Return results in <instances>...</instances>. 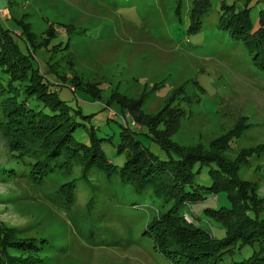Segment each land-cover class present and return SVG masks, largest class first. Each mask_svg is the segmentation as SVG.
I'll use <instances>...</instances> for the list:
<instances>
[{
    "label": "rangeland",
    "instance_id": "1",
    "mask_svg": "<svg viewBox=\"0 0 264 264\" xmlns=\"http://www.w3.org/2000/svg\"><path fill=\"white\" fill-rule=\"evenodd\" d=\"M8 1L0 9L5 20L0 18L11 31L15 26L7 18L8 10L10 17L22 19L29 26L37 45H43L42 36L49 27L55 28L51 44L60 42L62 48L37 47L35 51L42 71L48 61L58 73L76 76L80 87L97 83L103 88L100 98L95 99L78 89L73 91L67 83L55 80L57 85L53 87L72 111L80 112L75 115L80 125L74 137L83 143L90 142L93 132L104 138L105 156L117 170L127 157L118 148L132 140L140 141L160 159H167L165 151L150 138L151 132L140 128L134 115H154L173 92L171 105L177 115L171 111L168 118L173 124L169 137L176 144L208 149L211 140L229 132L242 118L246 129L231 140L225 157L233 160L241 149L264 145V73L253 64L252 55L241 42L217 28L221 0H210V10L201 17L202 26H196V31L190 30L185 13L181 21L175 17L172 0ZM222 1L236 8L246 3L251 29H264V0ZM2 3L0 0V6ZM13 35L27 52L24 41ZM47 76L52 80V74ZM12 95L0 92L1 121ZM113 95L123 102L138 101L137 105L130 109L127 104L122 112L119 102H107ZM125 119L134 132L129 139L122 136L124 125L118 122ZM2 132L0 224L17 228L20 236L44 238L46 243L38 244L42 260L34 264H173L154 248L148 233L152 217L171 205L164 196L156 195L151 188L135 191L117 173L109 176L102 168H90L84 176L78 164L69 174L51 173L41 180L36 176V182L30 177L28 165L14 162ZM215 166L195 163V183L212 185L208 170ZM237 174L251 181L264 201V147L242 163ZM70 179H76L75 188L71 202H65L56 192ZM229 202L225 190L207 193L203 200L184 206L182 212L220 239L225 235L224 228L204 209L217 210ZM257 209L259 217L264 218V202H259ZM263 245L264 237L253 246L246 244L224 254L223 262L251 264L247 260Z\"/></svg>",
    "mask_w": 264,
    "mask_h": 264
},
{
    "label": "trees",
    "instance_id": "2",
    "mask_svg": "<svg viewBox=\"0 0 264 264\" xmlns=\"http://www.w3.org/2000/svg\"><path fill=\"white\" fill-rule=\"evenodd\" d=\"M189 1V26L192 27L191 31H196V26L197 29L200 27L199 18L210 9L211 1ZM182 4L183 0H180L177 10ZM220 11L219 28L226 30L235 41L241 42L252 55L253 64L264 73V29H251L247 4L236 8L234 4H226L221 0ZM9 19L14 23L13 31L5 27L0 18V92L9 91L13 95L6 101L3 113L5 119L0 120V130L8 140L9 154L14 162L28 165L30 177L36 182H39L36 176L41 180L51 173L64 171L69 174L78 164L84 176L90 168H102L109 176L117 173L120 180L129 183L135 191L151 188L156 195L164 196L171 203L166 211L158 212L148 224L154 248L167 260L173 264H242L243 261L233 260L224 263L223 256L246 244L253 246L257 239L264 237V218L259 217L257 209V204L264 201L258 197L256 186L251 181L240 179L237 174L242 163L247 162L253 154H258L264 145L256 149H241L233 160L224 155L231 140L246 129L244 119H239L229 132L211 140L208 149L200 145L180 146L169 137L173 131L171 119H168L173 112V92L154 115H134L139 127L151 132L152 135L145 134L165 151L167 159H160L140 141L132 140L119 146L118 150H124L127 157L117 170L105 156L101 143L104 138L97 137L93 132L90 133V142L83 143L74 137L73 132L80 125L75 115L80 112L72 111L53 87L57 85L55 80L67 83L73 91L78 89L95 99L100 98L99 90L103 88L97 83H86L85 87H80L76 76L58 73L48 61L46 70L42 71L35 51L37 47L48 50L61 47L60 42L51 44L56 36L55 28L49 27L42 36L43 45H37L35 34L29 31V26L22 19ZM13 33L24 41L27 52L20 48ZM48 74L53 75L52 80ZM113 96L107 102H119L123 106L122 112L127 107L135 108L138 102H123ZM173 113L177 115V112ZM118 122L124 125L121 132L123 137L134 134L127 126L126 119ZM195 163L216 165V168L208 170L212 185L205 187L195 183ZM75 180L65 181L57 188L56 193L65 202L72 200ZM222 190L226 191L230 199L229 205L217 210L204 209L206 215L224 228L225 235L217 239L197 226L187 212H182V208L203 200L207 193L215 194ZM44 243L46 241L42 237L20 236L17 228L0 224V264L40 262L42 257L38 253V244ZM15 250H21L23 254ZM247 261L264 264V245L254 250Z\"/></svg>",
    "mask_w": 264,
    "mask_h": 264
},
{
    "label": "crops",
    "instance_id": "3",
    "mask_svg": "<svg viewBox=\"0 0 264 264\" xmlns=\"http://www.w3.org/2000/svg\"><path fill=\"white\" fill-rule=\"evenodd\" d=\"M2 6H0V9L3 8V4H6L8 3L9 1L8 0H2ZM8 5V4H7ZM179 5H180V0H172V3L170 4V7L173 6V13L175 15V17L181 21L183 20V13H185L186 17H187V20H188V25L191 24V21H190V17H189V9H190V1L189 0H183V4L181 5L180 7V10H177L179 8ZM210 9H208L205 13H207ZM4 10H3V14H4ZM204 13V14H205ZM203 14V15H204ZM202 15V16H203ZM201 16V17H202ZM1 17V16H0ZM201 17L199 18V22L202 21L201 20ZM2 18V17H1ZM8 19L10 18V10H8ZM3 20H5L4 18H2ZM218 19H219V16L217 17V23H216V26L217 28H219V24H218ZM202 26V24H200V27ZM221 29V28H220ZM224 30V29H223ZM47 64V63H46ZM47 67V65H46Z\"/></svg>",
    "mask_w": 264,
    "mask_h": 264
},
{
    "label": "built area",
    "instance_id": "4",
    "mask_svg": "<svg viewBox=\"0 0 264 264\" xmlns=\"http://www.w3.org/2000/svg\"><path fill=\"white\" fill-rule=\"evenodd\" d=\"M111 113H112V112H111ZM111 113H110V114H111ZM113 114H114V113H113ZM110 117H111V116H110ZM132 124H133V122H132ZM185 218L188 219L187 217H185Z\"/></svg>",
    "mask_w": 264,
    "mask_h": 264
}]
</instances>
